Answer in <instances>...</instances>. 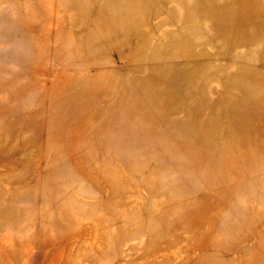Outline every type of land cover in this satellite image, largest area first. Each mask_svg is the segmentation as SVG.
<instances>
[{"label": "rangeland", "instance_id": "rangeland-1", "mask_svg": "<svg viewBox=\"0 0 264 264\" xmlns=\"http://www.w3.org/2000/svg\"><path fill=\"white\" fill-rule=\"evenodd\" d=\"M0 144V264H264V0H0Z\"/></svg>", "mask_w": 264, "mask_h": 264}, {"label": "bare ground", "instance_id": "bare-ground-1", "mask_svg": "<svg viewBox=\"0 0 264 264\" xmlns=\"http://www.w3.org/2000/svg\"><path fill=\"white\" fill-rule=\"evenodd\" d=\"M47 6V4H46ZM51 6V5H50ZM48 8H50L48 6ZM52 9V8H51ZM28 87V86H27ZM224 89V88H223ZM142 94V89H138L137 92L132 96L133 99H137L141 96ZM153 104L150 105V113L153 115L155 121L157 123L162 122V120H160V116L159 113L165 110V113L168 114V116L170 117V115L172 116L174 113H177L179 111V106L175 103V101H173V99L168 96L166 93L164 92H156L155 94L152 95L151 97ZM35 103V102H34ZM21 129V128H20ZM188 129V127H186V125H180V131L183 132L184 130ZM20 133V132H19ZM17 136V135H16ZM1 145V144H0ZM7 152V151H6ZM5 155V154H4ZM257 178V177H256ZM5 193V192H4ZM6 198V197H5ZM3 201V200H2ZM31 207V206H30ZM28 208V207H27ZM95 225V224H94ZM11 226V225H10ZM14 228V227H13ZM12 228V229H13ZM9 230V228H8ZM29 230V229H28ZM39 234V233H37ZM98 234V233H97ZM33 236V235H32ZM39 237V236H38ZM41 237V236H40ZM33 238V237H32ZM36 237H34L35 239ZM38 240V239H37ZM55 240V239H54ZM23 241V240H22ZM31 241V238H30ZM23 243V242H22ZM39 244V241L37 242ZM26 245V244H25ZM36 245V244H35ZM26 247V246H25ZM28 248V247H27ZM18 250V249H17ZM16 251V250H15ZM19 251V250H18ZM16 253V252H14ZM13 253V254H14ZM6 256V255H5ZM9 256V255H8ZM10 258V257H9ZM9 263V262H8ZM11 264V263H10Z\"/></svg>", "mask_w": 264, "mask_h": 264}]
</instances>
